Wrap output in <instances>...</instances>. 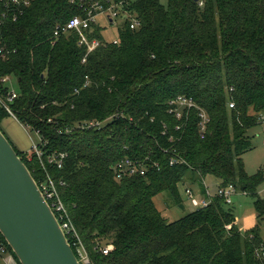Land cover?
I'll list each match as a JSON object with an SVG mask.
<instances>
[{
    "label": "trees",
    "instance_id": "trees-1",
    "mask_svg": "<svg viewBox=\"0 0 264 264\" xmlns=\"http://www.w3.org/2000/svg\"><path fill=\"white\" fill-rule=\"evenodd\" d=\"M126 1L123 11L140 25L122 18L109 41L92 24L83 30L100 41L91 53L76 30L54 36L82 13L70 0H35L17 19L4 18L0 3V97L47 141L43 149L67 154L49 170L63 181L61 199L95 264H264V170L249 175L243 161L249 130L264 122V0ZM6 77L17 81L13 101ZM179 95L199 108L170 114ZM8 117L0 104V122ZM99 120L100 130L81 127ZM15 150L39 184L36 155ZM126 157L147 158L146 174L118 179L113 167ZM207 176L254 197L252 228L241 231L218 196L174 222L157 209V195L178 205L180 185ZM104 245L113 249L103 254ZM0 246L21 264L1 232Z\"/></svg>",
    "mask_w": 264,
    "mask_h": 264
},
{
    "label": "built area",
    "instance_id": "built-area-1",
    "mask_svg": "<svg viewBox=\"0 0 264 264\" xmlns=\"http://www.w3.org/2000/svg\"><path fill=\"white\" fill-rule=\"evenodd\" d=\"M35 0H0V3L4 4L5 11L3 13V17H8L12 15L14 19H17V12L23 7H28ZM70 2L77 4L82 10L80 16H74L70 19L66 25H58L54 30V36L56 38L60 37L63 33H66L71 30H76L79 32L81 39L79 41V46L85 45L88 48V53L93 52L97 46L99 45V40L90 41L87 39L84 29H88L92 24L96 23L100 17H105L107 22L115 23L116 20L121 21L122 18L128 19L131 21V28H136L140 25V22L136 16L128 14L124 12V6L127 3L126 0H70ZM203 1H200V5L202 6ZM4 47L1 45L0 40V53H3ZM85 58L83 59V62ZM5 83L10 82V78L6 77L3 79ZM18 98L16 90L10 89L8 92V101H13ZM0 104L10 112L13 118L16 119L15 114L10 110L5 101L0 97ZM169 113L173 114L177 118H180L185 111L189 112L192 109H198L199 107L196 105L195 101L183 95H179L174 99H171L168 102ZM230 107H234V104H230ZM199 118L201 120L200 128L202 132L206 130V123L209 121L206 115V112L200 111ZM17 120V119H16ZM49 123L52 121L49 120ZM106 121H88L85 122L81 127L86 128H95L100 130L106 123ZM40 134L39 132H37ZM41 136V135H40ZM42 142L39 146H35L33 148L32 154L36 155V158L39 161V164L44 172L43 177L40 179L39 188L41 189L43 196L48 201L53 213L57 215L61 227L66 233V235H70L73 238V245L76 247L78 253V260H80L81 264H95L89 256L85 245L83 244L80 234L78 230H76L73 222L71 221L70 215H68L67 209L63 200L61 199L59 185H63V181L57 182L54 180L49 168H61L63 166L64 160L67 157V154L59 151H48L41 147V144L46 146L47 141H44L41 137ZM146 160H134L132 158H123L117 161L114 165L115 175L118 179H121L125 176L131 175H145L147 171ZM176 162L174 158L170 161V164L173 165ZM154 167H157V163H154ZM205 184V181H204ZM217 192L215 196L221 197L227 205L233 204V197L235 194L240 192L237 188L232 185L221 186L220 184L217 186ZM242 193V192H240ZM261 198L264 199V190L258 192ZM186 195L191 199V202L196 208H203L208 206V204L212 201V198L215 196L210 195L209 188L205 190V197L198 199L194 196L193 191L187 189ZM210 195V196H209ZM113 249L112 245H104L101 248L103 254H108ZM0 252L5 253L6 249L3 246H0Z\"/></svg>",
    "mask_w": 264,
    "mask_h": 264
},
{
    "label": "water",
    "instance_id": "water-1",
    "mask_svg": "<svg viewBox=\"0 0 264 264\" xmlns=\"http://www.w3.org/2000/svg\"><path fill=\"white\" fill-rule=\"evenodd\" d=\"M0 232L21 264H81L57 215L1 128Z\"/></svg>",
    "mask_w": 264,
    "mask_h": 264
},
{
    "label": "rangeland",
    "instance_id": "rangeland-1",
    "mask_svg": "<svg viewBox=\"0 0 264 264\" xmlns=\"http://www.w3.org/2000/svg\"><path fill=\"white\" fill-rule=\"evenodd\" d=\"M167 3V0H162ZM98 24L104 27V36L107 40L117 39L119 36V27L121 21L116 20L112 25H106V18L100 17ZM10 89L17 90V81L12 79L9 82ZM0 128L5 134L8 141L15 146V148L22 154L32 156V151L35 146H39L42 142L40 134L32 130L26 125H22L13 117L5 118L0 122ZM248 134L251 137L252 148L243 156V161L246 166V171L249 175H253L260 170H264V122L254 126L249 130ZM204 182L195 181L180 185L181 203L176 204L174 199L170 197L168 192H162L154 198L157 209L162 212V215L169 222L177 221L190 213L196 208L191 202V199L186 195V190L193 191L194 196L198 199L205 197V190L209 188L210 195L215 196L217 192V185L219 183L212 176H207ZM264 190V183L258 188L257 192ZM209 195V196H210ZM254 197L245 193L235 194L233 197V204L230 206L237 218V225L241 231H246L254 226L256 220V210H254ZM184 205V209L180 205ZM261 236L264 240V224L261 226ZM13 257L10 253L0 252V264H12Z\"/></svg>",
    "mask_w": 264,
    "mask_h": 264
},
{
    "label": "crops",
    "instance_id": "crops-1",
    "mask_svg": "<svg viewBox=\"0 0 264 264\" xmlns=\"http://www.w3.org/2000/svg\"><path fill=\"white\" fill-rule=\"evenodd\" d=\"M218 185H219V183H218ZM217 185V186H218ZM13 263L12 264H17L16 262H15V260H14V258H13V261H12ZM7 264H10V263H7Z\"/></svg>",
    "mask_w": 264,
    "mask_h": 264
}]
</instances>
